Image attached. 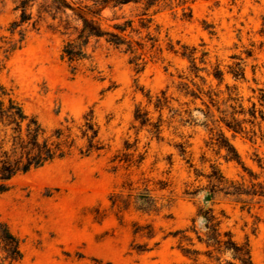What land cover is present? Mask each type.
Wrapping results in <instances>:
<instances>
[{"label": "rangeland", "instance_id": "374dc122", "mask_svg": "<svg viewBox=\"0 0 264 264\" xmlns=\"http://www.w3.org/2000/svg\"><path fill=\"white\" fill-rule=\"evenodd\" d=\"M16 1L0 3V85L26 114L39 120L52 141H58L55 132L61 130L59 141L67 154L15 177L10 190L0 194V222L19 238L23 255L19 263H10L0 247V264H239L230 253L221 262L210 259L194 232L193 245L180 246L174 237L178 230L195 227L204 233L198 213L207 209H213L237 243L249 244L254 264H264V197L251 201L250 209L223 193L206 201L215 169L228 181L244 179L249 185L252 173L264 184V142L259 133L251 141L225 131L247 170L227 161L224 150L208 145L204 115L195 110L205 107L200 101L192 104L178 90L180 77L194 79L190 60L180 55L186 46L196 48L200 68L212 71L219 65L224 71L225 81L217 89L224 93L220 104L226 85L237 88L246 108L249 100L257 102L264 92V0H197L190 5V20L184 16L187 6L160 9L149 30L133 35L146 46V65L139 73L128 54L104 40L92 41L87 58L73 70L63 57L68 11L56 19L45 15L38 29L25 24L21 41L18 31H10L20 15ZM30 11L37 19L38 4ZM137 14L133 6L103 12L106 26L114 16L125 15L139 28ZM148 33L157 40L154 48ZM171 46L179 53L169 50ZM203 51L208 54L206 64L200 62ZM236 63L244 68V80L228 73ZM161 91L173 98V110L162 112L157 138L134 116L141 107L157 122L160 113L146 94L155 97ZM187 108L193 123L184 121ZM87 119L98 126L103 149L84 156ZM145 194L152 206L141 199ZM184 248L200 254L186 257Z\"/></svg>", "mask_w": 264, "mask_h": 264}, {"label": "trees", "instance_id": "16d2710c", "mask_svg": "<svg viewBox=\"0 0 264 264\" xmlns=\"http://www.w3.org/2000/svg\"><path fill=\"white\" fill-rule=\"evenodd\" d=\"M196 1L17 0L15 11H19L20 15L18 19L12 22L10 31L12 33L18 31L22 41L25 24H31L33 29H38L37 27L45 15L56 19L59 15H67L68 11L69 40L63 49V57L72 65L73 70H76L77 65L87 58V49L92 41L98 44L104 40L114 49L128 54L131 57L130 63L135 65L136 71L139 73L143 71L146 65L144 61L146 46L143 39H134L133 35H139L140 30H149L152 24V16L162 8L183 7L184 9L187 6L189 13L184 12V16L190 20L192 18L190 5ZM1 2L2 0H0ZM35 4H38V17L34 20L30 9ZM127 6H133L139 10V14L136 16L139 18V28L135 27L134 19L127 18L125 15L114 16L111 19L113 23L105 25L106 19L103 16L105 10H123ZM260 33L264 36V27ZM146 39L152 42L151 48H154L157 40L150 33L147 34ZM182 49L180 55L190 60L193 77L198 79L200 83L195 82L194 79L189 81L187 78L180 77L183 81L178 87L180 94L189 99L192 104L200 101L205 107V109L196 107L195 110L204 115L205 121L202 125L209 131L208 145L217 148L219 152L224 150V157L227 161H234L243 165L240 154L231 144L225 131L249 138L251 141L259 133L260 139L264 142V92L261 91L257 97V102L249 100L251 106L246 108L243 97L240 96L237 88L226 85V97L222 99L220 104L219 99L224 93L217 89L225 81L224 71L219 65L215 66L212 71L206 67L200 68L196 64V48L190 50L183 46ZM169 50L176 54L179 53L174 46L169 47ZM207 55V52H202L200 58L202 64H206ZM249 56H251L250 53ZM201 72H205L206 76H202ZM228 73L236 81L245 79V71L241 63L229 67ZM214 81L217 83L216 88L213 86ZM4 97H8L7 102ZM146 97L149 104H153L155 110L160 113L159 119L157 122H153L148 111L137 107L134 116L135 122H138L142 128L150 127V133L159 138L162 133V112L165 109L173 110L171 106L173 98L167 95V91H161L155 97L147 93ZM184 105L189 106L187 102ZM183 112L187 116L184 120L186 123L195 122L192 118V110L187 108ZM62 135L61 130H56L55 136L58 141H52L39 120L26 114L22 107L10 98L4 87L0 85V194L10 190V183L15 177L28 174L46 164L64 158L67 152L65 150L66 145L59 141ZM98 135L99 128L96 123L92 119H87L83 129V136L88 140L87 150L82 152L84 156L90 155L92 151L98 152L103 149V145L97 139ZM179 148L183 155L186 154V148L183 144L179 145ZM244 169L247 170L245 167ZM209 178L212 189L209 191L206 201H212L217 193H223L227 197H232L237 204H241L243 209L245 207L250 209L251 201L256 197H264V184L257 181L258 176L252 173L249 185H245L244 179L242 183L228 181L220 170L216 169ZM148 198L150 197L146 194L141 195V199L152 206ZM198 216L204 220L205 232L201 233L196 227L192 229L193 231L190 229L178 230L174 237L178 238L180 246L186 242L193 245L190 232H194L198 242L206 246V255L210 259L215 257L221 262L222 257L230 253L239 264H254L249 244L237 243L231 232L224 231L221 226L222 221L216 216L213 209L199 211ZM0 247L10 263H19L22 260L20 240L3 222H0ZM182 251L186 257H190L192 253L200 254L198 250L191 252L189 249L185 251L184 248Z\"/></svg>", "mask_w": 264, "mask_h": 264}]
</instances>
